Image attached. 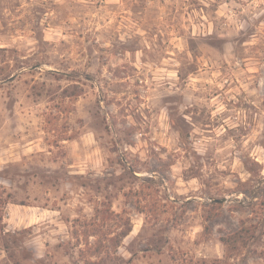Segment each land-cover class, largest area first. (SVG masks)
I'll use <instances>...</instances> for the list:
<instances>
[{"label":"rangeland","instance_id":"374dc122","mask_svg":"<svg viewBox=\"0 0 264 264\" xmlns=\"http://www.w3.org/2000/svg\"><path fill=\"white\" fill-rule=\"evenodd\" d=\"M0 264H264V0H0Z\"/></svg>","mask_w":264,"mask_h":264},{"label":"trees","instance_id":"16d2710c","mask_svg":"<svg viewBox=\"0 0 264 264\" xmlns=\"http://www.w3.org/2000/svg\"><path fill=\"white\" fill-rule=\"evenodd\" d=\"M64 140H67V139H64ZM219 205V204H218ZM130 223V222H129ZM129 234V230H126L122 233V237H125ZM120 239L121 237H118V238H115V239H112L113 242L115 243V245H118L120 243Z\"/></svg>","mask_w":264,"mask_h":264},{"label":"water","instance_id":"95a60500","mask_svg":"<svg viewBox=\"0 0 264 264\" xmlns=\"http://www.w3.org/2000/svg\"><path fill=\"white\" fill-rule=\"evenodd\" d=\"M220 200H218V202H219Z\"/></svg>","mask_w":264,"mask_h":264}]
</instances>
